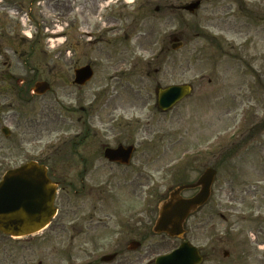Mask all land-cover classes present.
I'll return each mask as SVG.
<instances>
[{
	"label": "rangeland",
	"instance_id": "1",
	"mask_svg": "<svg viewBox=\"0 0 264 264\" xmlns=\"http://www.w3.org/2000/svg\"><path fill=\"white\" fill-rule=\"evenodd\" d=\"M151 1L150 14L143 15L147 17L145 34L137 41L143 52H138H153L160 60L159 69L154 73L147 71L148 66L137 67L129 85L135 87L132 92L143 91L144 95L132 101L141 106L148 99L146 93L156 86L191 84L193 92L161 117L163 163L180 158L182 153L188 156L198 149L209 150L210 139L218 150V161H213L218 170L215 194L187 222L185 239L203 248L202 264H264V0H202L194 13L182 9L194 0ZM114 6L115 0H0V73L28 70L34 82L52 84L50 92L35 99L42 153L63 138L64 121L79 114V92L73 85V68L67 66L85 63L92 56L87 25L107 28L104 14L115 16ZM156 6H160L159 12H153ZM73 14H79L80 23L72 32L68 20L73 21ZM109 36L115 37L112 32ZM172 37L183 47L173 49L169 44ZM73 48L78 52L74 60ZM62 51L64 74L58 70ZM64 83L68 84L66 92L61 88ZM88 84L87 94L81 95L87 97L85 105L93 95V81ZM67 92L71 95L66 96ZM210 159L201 160L211 165ZM204 168L188 167L183 182L195 180ZM194 193L184 191L183 196ZM141 209L145 208L138 212ZM56 224L54 220L28 242L25 237L0 232V259L5 260L12 248L32 246L34 264L43 260L44 264L63 263L59 253L70 236L59 235ZM140 238L143 264H154L157 256L180 243L155 235L144 225ZM225 249L230 256L224 255ZM53 256L56 260L51 263ZM77 260L72 262L78 264Z\"/></svg>",
	"mask_w": 264,
	"mask_h": 264
},
{
	"label": "flooded vegetation",
	"instance_id": "2",
	"mask_svg": "<svg viewBox=\"0 0 264 264\" xmlns=\"http://www.w3.org/2000/svg\"><path fill=\"white\" fill-rule=\"evenodd\" d=\"M103 1L110 3L112 0ZM152 4L151 0H115V6L111 8L116 15L104 14L107 28L100 24H94L92 28L87 25L92 56L85 63L77 62L67 67L73 68L75 78L77 68L89 64L93 76L84 85H76L73 81L77 88L73 87L79 92L76 97L79 114L64 121L63 138L43 153L38 135L34 75L28 70L0 73V176L28 162L47 167V175L57 188L56 231L59 235L70 236L59 253L63 263H56L55 256L50 258L51 263L67 264L69 260L71 264H77L72 261L78 259V264H143L141 227H152L158 218V204L167 200L172 190L180 185L197 183L204 172L202 170L193 181L183 182V171L188 167H214L213 161H218L216 149L210 150L209 154L198 149L187 159L177 157L163 163V130L158 126L164 123L161 117L173 112L175 107L168 111L158 107L157 93L162 88L159 86L146 93L148 99L141 106L132 101L144 95L143 91L132 92L135 87L129 85L137 67L141 70L148 66L147 71L154 73L159 69L156 65L160 60L153 58V52L151 55L138 52L143 47L137 41L145 34L146 27L147 17L143 15L150 14ZM159 11L160 6L153 10ZM78 15L73 14L72 22L68 20L72 32L79 28ZM110 32L115 37H110ZM126 40L134 41V44L127 45ZM106 45H109L108 51ZM63 52H59L62 61L58 68L62 74L65 73ZM71 53L74 60L77 49L73 48ZM130 64L132 68L129 69ZM94 79H98L96 83ZM90 81H93V95L85 105L87 97L81 95L87 94ZM65 83L61 87L64 92L68 85ZM70 95L67 92L66 96ZM209 156L211 165L204 164L201 159ZM215 183L208 202L215 194ZM189 190L195 195L199 188L186 191ZM208 202L192 214L200 212ZM140 207L145 209L138 212ZM32 238L27 237L25 241ZM215 249L217 247L213 246ZM10 251L5 260L0 259L1 263L34 264L32 246ZM201 251L204 256L203 248ZM38 263L44 264V260Z\"/></svg>",
	"mask_w": 264,
	"mask_h": 264
},
{
	"label": "water",
	"instance_id": "3",
	"mask_svg": "<svg viewBox=\"0 0 264 264\" xmlns=\"http://www.w3.org/2000/svg\"><path fill=\"white\" fill-rule=\"evenodd\" d=\"M200 4V1L192 2L186 5L185 9L192 12L198 9ZM175 41H178V38H175ZM182 46L183 43L179 42L175 43L174 48L179 49ZM89 71V66L77 71V79L82 76L83 81L88 80L92 74ZM49 89L48 81H38L34 92L46 94ZM191 91L192 86L188 84L165 88L159 94V106L163 109H170ZM216 174V170L207 169L199 178L198 183L189 185V187L201 186L200 193L190 199L181 197L179 193L182 189L188 188L186 186L179 187L172 192L171 197L161 206L160 217L154 230L157 233L164 232L171 236H182L185 232L184 224L190 213L209 199ZM55 192L56 188L46 176L44 166L31 164L7 173L0 182V231L17 237L40 232L51 223L56 213ZM201 261L197 247L183 242L178 249L171 254L160 256L156 262L157 264H198Z\"/></svg>",
	"mask_w": 264,
	"mask_h": 264
}]
</instances>
